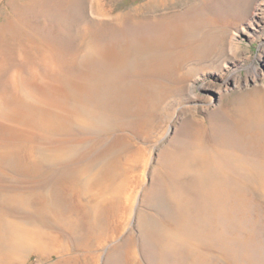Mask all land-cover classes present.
Returning a JSON list of instances; mask_svg holds the SVG:
<instances>
[{"label":"rangeland","instance_id":"rangeland-1","mask_svg":"<svg viewBox=\"0 0 264 264\" xmlns=\"http://www.w3.org/2000/svg\"><path fill=\"white\" fill-rule=\"evenodd\" d=\"M261 55L264 0H0V264H264ZM189 150L230 167L215 227L160 256ZM23 218L54 238L15 261Z\"/></svg>","mask_w":264,"mask_h":264},{"label":"bare ground","instance_id":"bare-ground-1","mask_svg":"<svg viewBox=\"0 0 264 264\" xmlns=\"http://www.w3.org/2000/svg\"><path fill=\"white\" fill-rule=\"evenodd\" d=\"M261 8V7H260ZM261 10V9H259ZM263 10V9H262ZM64 12V11H63ZM256 18V17H255ZM92 25V24H91ZM60 29V28H59ZM45 37V36H44ZM261 59L262 61L264 62V55H261ZM18 77V76H17ZM247 99V97H246ZM251 99V97H250ZM254 99V98H253ZM252 100V99H251ZM250 101V100H249ZM254 101V100H253ZM257 102V100H256ZM255 103V102H254ZM252 103V107L251 108H257V106L259 105H256V103L254 104ZM248 104V103H247ZM251 104V103H250ZM259 104V102H258ZM249 105V104H248ZM245 109V108H244ZM230 110V108H229ZM228 110V111H229ZM261 111V110H260ZM227 114V113H226ZM225 114V115H226ZM254 114V113H253ZM228 116V115H227ZM226 116V117H227ZM250 116V115H249ZM252 116V115H251ZM255 116V114L253 115ZM262 116V115H261ZM239 117V116H238ZM216 118V117H215ZM229 119V117H227ZM235 118V117H234ZM243 118V117H241ZM250 118V117H249ZM236 119V118H235ZM234 119V120H235ZM251 119V118H250ZM254 119V118H253ZM233 120V119H232ZM237 120V119H236ZM261 121V120H260ZM217 123V122H215ZM237 123V122H236ZM261 123V122H260ZM233 124H234V121H233ZM255 124V123H254ZM252 125V124H251ZM234 126V125H233ZM239 126V125H237ZM245 126V125H244ZM261 127V126H260ZM213 128H214V133L216 134H219V135H223V138H220L221 142L223 143H226L230 137V130L228 128V125L225 123V122H220V123H217V124H214L213 125ZM234 128V127H233ZM204 129V128H203ZM202 129V130H203ZM242 129V128H241ZM198 130V129H197ZM255 130V129H254ZM207 131V130H206ZM236 131V130H235ZM182 132H185V131H182ZM200 132V131H199ZM202 132V131H201ZM205 132V130H204ZM232 132V130H231ZM256 132V131H255ZM196 133V132H195ZM236 133H239L236 131ZM251 133V132H250ZM249 133V134H250ZM241 134V133H240ZM246 134V133H245ZM252 134V133H251ZM202 135V134H201ZM199 135V136H201ZM238 135V134H237ZM180 136V135H179ZM185 136V134H184ZM198 136V137H199ZM188 137V136H187ZM204 137V136H203ZM238 137V136H237ZM252 138V137H251ZM256 138V137H255ZM197 139V138H196ZM211 139V138H210ZM240 139V138H239ZM202 140V138H201ZM234 140V139H233ZM254 140V139H252ZM260 139H258L259 141ZM215 141V140H214ZM246 141H247V138H246ZM257 141V140H256ZM262 141V140H260ZM259 141V142H260ZM195 142V141H194ZM199 142V141H198ZM233 142V141H232ZM237 142V141H236ZM243 141H241L242 143ZM253 142V141H251ZM197 143V142H196ZM200 143V142H199ZM240 143V144H241ZM246 143V142H245ZM254 143V142H253ZM209 144V143H208ZM216 144V143H215ZM235 144V143H234ZM239 144V143H238ZM244 144V143H243ZM250 144V143H249ZM194 145V144H193ZM192 145V146H193ZM202 145V143H201ZM200 145V146H201ZM214 145V143H213ZM246 144H244L245 146ZM254 145V144H253ZM208 146V145H207ZM227 146V145H226ZM233 146V145H232ZM204 148V147H203ZM208 148H210L208 146ZM239 148V147H237ZM243 147H241L242 149ZM254 148V147H253ZM197 149V148H196ZM200 149V148H199ZM198 149V150H199ZM226 149V148H225ZM224 149V150H225ZM201 150V149H200ZM212 150V149H211ZM229 150V149H227ZM235 150V149H234ZM238 150V149H237ZM244 150V149H243ZM210 151V150H209ZM208 151V153L210 154V152ZM249 151V150H248ZM202 152V151H201ZM204 152V151H203ZM237 153V152H235ZM213 154V153H212ZM218 154V153H217ZM230 155V154H229ZM228 155V156H229ZM239 155H241L240 151H239ZM242 155H243V152H242ZM227 156V155H226ZM177 177L180 178V177H191V178H194V186H193V197L192 198H189L187 197L185 194L181 195L183 199H185L184 201L182 200V203L183 204V207H186V203L187 201H191V207L188 209H183L180 211V213L177 215L178 217V225H177V229H175L174 231H172L171 233L170 232H165V234L161 235L159 237V239H156V241L153 242V245L151 244V248L153 249L154 252H156V250L158 251L159 255L160 256H164L166 254V252L169 250V249H180L181 252H182V248L183 249H187L188 246L194 244L192 242V240L195 239V237L198 235V230H199V225L197 224L198 222H202V220H206V219H210V223H209V226H211V229L213 227H215V220H216V204H215V199L218 200L217 198H215L214 194L216 191H218V185H217V182H216V179L218 176H220L221 174H226L225 171L227 172V168L226 170L222 169L219 167L218 163H217V158L216 159H213V158H208L206 161H198L197 159V153L195 152V150H189L187 152H185L184 154L181 153L179 154V156H177ZM215 157V156H214ZM219 157H223V158H220V159H223L225 162V164L227 163L229 165V162L228 160H226V157L225 156H220ZM238 157V156H237ZM201 157H199L200 159ZM247 158V157H246ZM238 160V159H237ZM240 160V159H239ZM251 160V159H250ZM260 160V158H259ZM257 161V160H256ZM244 163V162H243ZM221 164V163H220ZM250 164V163H249ZM260 164V163H259ZM262 164V163H261ZM238 165V164H237ZM252 165V163H251ZM241 166V165H240ZM224 167V166H223ZM222 167V168H223ZM252 168L256 167V166H251ZM246 168V166H245ZM258 168V167H257ZM261 169H262V166H261ZM264 169V168H263ZM237 171V170H236ZM244 171V170H243ZM252 171V169H251ZM255 172V171H254ZM261 172V171H260ZM236 173V172H235ZM247 173V172H246ZM245 173V175H247ZM228 174V173H227ZM226 174V175H227ZM234 174V173H233ZM242 174V173H240ZM255 174V173H254ZM229 175V174H228ZM227 175V176H228ZM238 175V173H237ZM226 177V176H225ZM244 177V176H243ZM223 175H222V177ZM235 178V176H234ZM196 179V180H195ZM188 180V179H187ZM235 180V179H234ZM233 181V180H231ZM243 181V180H242ZM183 182V181H182ZM186 182V181H185ZM188 182V181H187ZM239 182V181H238ZM219 183V182H218ZM180 181H173V182H169L168 184H166V189L169 193L170 196H172L174 199L175 197L177 198V196L179 197L181 191H180ZM184 184V183H183ZM225 184V183H224ZM231 184V183H230ZM233 184H231L230 186H232ZM200 186V188H199ZM237 186V185H236ZM239 186V185H238ZM237 186V187H238ZM232 188V187H231ZM235 189V188H234ZM200 190V191H199ZM233 191V189H232ZM230 191V192H232ZM166 192V191H165ZM236 193V192H235ZM189 194V193H188ZM232 194V193H231ZM239 194V193H238ZM229 195V194H228ZM227 195V196H228ZM241 195V194H240ZM231 197V195H229ZM138 197V196H137ZM235 198V196H234ZM228 199V198H226ZM176 200V199H175ZM181 200V199H179ZM240 200V199H239ZM236 201V200H235ZM172 202V201H171ZM190 203V202H189ZM220 203V202H219ZM232 203V202H231ZM235 203V202H233ZM232 203V204H233ZM240 204V203H239ZM181 205V204H180ZM197 205V206H196ZM237 205V204H236ZM219 206V205H218ZM220 209L222 207V205L219 206ZM237 208V206H234ZM175 208V207H174ZM227 208V207H226ZM225 208V209H226ZM242 210H244L243 208H241ZM222 210V209H221ZM233 210V209H232ZM239 210V209H237ZM131 211H133V209L131 208ZM130 211V213H132ZM191 211V215L189 216L188 215V212ZM218 211V210H217ZM224 211V210H223ZM220 212V211H219ZM237 212V211H236ZM221 213V212H220ZM226 213V211H225ZM50 214V213H49ZM222 214V213H221ZM53 215V214H52ZM238 215H241V211H240V214H238L237 212V216ZM220 216V214H219ZM161 217V216H160ZM159 217V218H160ZM163 218V217H162ZM226 218V217H225ZM24 219V218H23ZM56 219V218H55ZM74 220V218H72ZM220 219H221V216H220ZM70 220V218H69ZM68 220V222H70ZM176 220V219H175ZM16 221V220H15ZM18 221V220H17ZM164 221V220H163ZM50 222V221H49ZM55 222H57L55 220ZM78 223V222H77ZM253 223V222H252ZM12 224L13 227L12 229H15L14 233L16 235H14V237L18 240L16 241H20L21 244L20 246H18V251H17V256L14 258L15 261H17L19 258H23L21 256H25V255H28L31 251H32V248H39L41 249L43 247V245H47V244H50L52 241H53V236L50 232H48V228L46 226V224H44L43 222L40 224L38 222H34L32 223L31 225L30 222L26 221L25 219L23 221H18L17 223L14 222V220L12 221ZM70 224V223H69ZM128 224V223H127ZM174 224V223H173ZM159 225V224H158ZM157 225V226H158ZM228 225V224H227ZM60 226V225H59ZM50 227V226H49ZM69 227V226H68ZM208 226H202L200 230H203V228H207ZM220 227L219 225H217V228ZM78 228V227H77ZM223 228V227H222ZM228 228H226L227 230ZM51 230V229H50ZM69 230V229H68ZM76 230V229H75ZM79 231V229H78ZM210 231V230H209ZM223 231V229H222ZM114 232V231H113ZM205 232L207 233V231L205 230ZM219 232V231H218ZM13 234V232H11ZM204 233V232H203ZM210 232H208V235H209ZM220 233V232H219ZM218 233V234H219ZM223 233V232H221ZM232 233V232H231ZM225 234H226V231H225ZM228 234V233H227ZM75 236V235H74ZM115 236V235H114ZM214 236V235H213ZM227 236V235H226ZM218 237V236H216ZM112 238V237H111ZM213 238V237H211ZM210 238V239H211ZM219 239L221 237H218ZM216 238V239H218ZM224 238H226L224 236ZM230 238V237H229ZM228 239V238H227ZM212 240V239H211ZM213 241V240H212ZM214 241H215V238H214ZM224 241V240H223ZM18 242V243H20ZM114 242V241H113ZM219 242V241H218ZM221 242V241H220ZM199 243V242H197ZM214 243V242H213ZM116 244V243H115ZM219 245V244H218ZM13 246V245H12ZM15 246V245H14ZM13 246V247H14ZM193 246V245H192ZM200 247V246H199ZM15 248V247H14ZM130 247H128L126 250H128ZM135 248V247H134ZM133 248V249H134ZM190 248V247H189ZM188 248V249H189ZM12 249V248H10ZM200 249V248H199ZM211 249V248H210ZM191 250V249H190ZM193 250V249H192ZM38 251V250H37ZM188 251V250H187ZM195 251V250H193ZM128 252V251H126ZM184 253V251L182 252V254ZM187 253V252H186ZM189 253V252H188ZM187 253V254H188ZM195 253V252H193ZM11 254V253H10ZM187 254H183V256H188ZM212 254V253H211ZM132 256V255H131ZM178 256V255H177ZM183 256L181 258H183ZM191 256H194V255H191ZM198 256V255H197ZM200 256V255H199ZM196 257V256H195ZM126 258V257H125ZM197 258V257H196ZM13 259V258H12ZM10 259V261L12 260ZM132 259V257L130 258ZM175 259V258H174ZM198 259V258H197ZM170 260V258H169ZM172 260V259H171ZM131 261V260H130ZM151 262L154 261V258L150 257V260ZM133 263L134 260L132 261ZM155 262V261H154ZM153 262V263H154ZM186 262V261H185ZM127 264V263H126Z\"/></svg>","mask_w":264,"mask_h":264}]
</instances>
